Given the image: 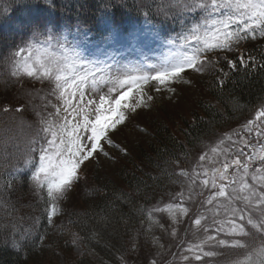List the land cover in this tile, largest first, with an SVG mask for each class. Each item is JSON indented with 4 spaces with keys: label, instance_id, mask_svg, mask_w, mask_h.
<instances>
[{
    "label": "snow or ice",
    "instance_id": "snow-or-ice-1",
    "mask_svg": "<svg viewBox=\"0 0 264 264\" xmlns=\"http://www.w3.org/2000/svg\"><path fill=\"white\" fill-rule=\"evenodd\" d=\"M47 2L55 7V0ZM161 14L180 18L184 31L178 34V39L183 44L161 64L150 65L148 71L143 67L123 65L117 70L118 74H112L96 67L95 62L82 58L79 46L81 43L86 44L87 35L69 47L67 38L54 35L51 29L44 33L34 31L31 40L23 41L22 45H17L16 50L7 55H0V64L10 65L11 77L16 78L0 80V84L5 87L9 83L23 85L26 78L48 82L46 90L21 89L22 95L29 98L23 110L31 106L36 115L35 122L28 125L33 131L24 145L23 159L33 169L31 181L34 191H46V198L41 196L45 204L44 211L40 216L30 217L34 225L40 224L41 217L48 225H52L59 201L66 190L72 187L73 181L78 179L77 172L81 166L100 154L109 157L106 145L119 147L111 138L113 130L124 124L126 111L135 112L146 103L141 82L154 80L159 85H166L187 69L206 72L213 66V61L209 60V54L213 52L218 57L215 63L226 62L230 71H238L241 65L247 71L249 64L254 68H264V64L258 63L251 55L247 60L243 55L236 60H229L228 55H220L235 54L242 41L264 37V0H168ZM189 14L199 16V21L194 20L190 26L185 24L183 17ZM126 38L132 37H125L116 29L104 37L106 42L112 43H120ZM37 40L41 43L34 42ZM53 48L57 51H53ZM216 71L222 73L223 78L216 76L215 79L224 85L230 79L229 72L223 68ZM100 85H110L106 94H100ZM89 88L97 94L95 97L86 96ZM133 89H136L133 98L136 102H126L125 97ZM41 91L44 92L40 97L41 103L32 104V99ZM156 91L159 92L160 88L157 87ZM49 97H55L57 103H53ZM148 99L151 100V97ZM50 108L54 111H49ZM242 127L248 138L233 129L232 132L213 137L212 143L203 145L195 155L186 146L181 153L165 148L164 153L176 157L171 161L173 167L169 174L177 178L172 183L179 184L180 188L161 195L150 208L140 207V213L147 219L145 234L151 233L155 226L162 233L175 237L176 226L183 222V218H187L190 225L194 223L197 230L202 229L206 234L199 244L186 250L194 256L195 261L208 264L204 258L216 257L221 253L204 251L205 245L219 248L228 245L231 239L232 249L238 250L235 254L242 255L244 259H229L221 264H264V105ZM226 144L229 147H225ZM245 147L249 151H244ZM230 155L233 158L229 160ZM221 156L224 160L220 167L213 169L210 178L201 180V176H209L205 162H215ZM230 169H234L231 174ZM197 186L199 191L196 190ZM11 188V181L0 188V207L15 210L14 203L5 198ZM114 196L123 203L131 200L127 193H114ZM165 213L171 221L168 227L160 222L161 214ZM0 227L6 230L8 226ZM12 227L15 230L16 226ZM59 227L63 228V225ZM210 231L214 234H209ZM32 234L31 230H25L22 235L30 237ZM222 234L228 239H218ZM38 239L43 242L44 236ZM79 239V234L73 233L71 243L75 244ZM152 244L158 251L153 253L149 249L148 254L155 258L147 264H158L161 255L159 250H164L165 245L155 235H152ZM137 247L134 238L127 252L119 257V264H128L129 257L137 251ZM181 258L185 264H192L189 255Z\"/></svg>",
    "mask_w": 264,
    "mask_h": 264
},
{
    "label": "trees",
    "instance_id": "trees-1",
    "mask_svg": "<svg viewBox=\"0 0 264 264\" xmlns=\"http://www.w3.org/2000/svg\"><path fill=\"white\" fill-rule=\"evenodd\" d=\"M167 5L168 0H55V7H51L47 0H0V55H7L23 41L31 40L34 31L54 29L65 34L67 27L72 29L70 38L82 41L87 35L86 44L81 45L100 43L113 29L125 36L149 28L161 37L172 38L184 29L180 18L161 14ZM198 18L192 14L183 17L187 25ZM220 55H228L229 60L240 55L247 60L251 55L264 64V37L242 41L235 54ZM217 58L216 52L210 53L213 66L206 72L189 73L193 81L186 85L191 94L181 111H174L163 102L159 105L160 116H150L151 121L134 119L133 129L139 139L124 144L126 151L113 156L115 161L110 168L106 169L104 160H98L93 161L94 168L88 174L81 171L69 190L70 194L80 187L78 197L72 205L66 206L65 202L61 206L60 216L52 225L43 217L36 225L30 219L40 216L45 204L41 200L43 195L34 191L32 168L23 159L29 137L17 111L22 112L26 102L14 94L22 84H0V188L11 181L12 188L5 198L15 205V210L0 207V226H8L6 230L0 227V264H119V257L127 252L134 238L138 247L128 262L147 264L153 257L148 254L149 249L157 251L145 234V216L139 209L150 208L161 195L180 188L172 183L177 178L169 174L171 161L176 157L164 153L165 148L181 153L186 146L195 155L205 142L246 117L255 116L264 105V68L249 64L247 71L242 65L238 71H230L226 62L216 64ZM218 68L229 72L230 79L224 85L215 79L223 78L216 71ZM11 71L10 65L0 64V80H15ZM39 82L26 78L24 84ZM130 119L131 116L125 121L129 123ZM114 193H127L131 200L118 201ZM25 230L33 234L23 236ZM73 233L81 237L75 244L71 243ZM41 235L43 242L38 239ZM76 245H81L82 253H75ZM209 250L221 255L204 258L208 264L243 257L237 256L238 250L232 246H212ZM192 264L201 262L194 259Z\"/></svg>",
    "mask_w": 264,
    "mask_h": 264
},
{
    "label": "rangeland",
    "instance_id": "rangeland-1",
    "mask_svg": "<svg viewBox=\"0 0 264 264\" xmlns=\"http://www.w3.org/2000/svg\"><path fill=\"white\" fill-rule=\"evenodd\" d=\"M200 17L197 19L199 21ZM191 22L189 26L192 24ZM52 33L57 36H63L62 33L55 31L54 29H51ZM184 30H182L180 33H177L172 36L171 41H176V43H169L160 40L159 38L153 36L149 32H140L138 34H132L128 37L132 38H126L120 43H106L101 48L97 49L95 52H91L90 50L82 52V58L90 61L95 62L96 67H99L101 69H105L106 71L112 73V74H118L117 70L121 68L123 65H130L131 67H143L144 70L148 71L149 66L153 64H161L165 58L169 57L170 55L176 53L179 49V47L183 44V41L178 39V34H182ZM44 33V32H42ZM80 40V39H79ZM68 43L73 42L72 39L67 38ZM37 44L41 43L40 40H37ZM71 47V45H68ZM53 51H57L56 48H53ZM107 66V67H106ZM194 70L188 69L185 72H183L180 77L175 78L173 80H170L166 85H159L157 81L150 80L147 83L141 82V87L143 88L144 95H145V101L146 103L142 105L140 108H138L135 112L132 111H126L125 115L127 117L131 116V121H125L124 124L118 125L116 130H113L111 138L113 142L116 145H119V147H111V151L109 149L106 150L109 151V157H104L102 154L96 156L94 159L90 158V161L85 162L84 165L81 166V168L77 172V177L81 173V169L84 167V172L89 173L94 168L93 161L98 160H104L106 162V169L110 168L112 166L113 161H115V158L113 156L116 155V153L123 152L125 150V145L128 144V142H133L139 138H137V134L133 129V126L136 124L134 119H137L139 121H151L152 119L150 116H160L161 109H159V105L161 103H165L166 106H172L171 108L174 109V111H181L182 106L184 102L190 97V90L187 85H190L192 83V77H189V73L193 72ZM193 72L192 74H194ZM191 74V75H192ZM97 75H100V73H97ZM183 75L185 78H182ZM33 79V78H29ZM47 83L39 82L38 84L33 83H25L23 85H20L16 90L14 91V94L19 95L22 97L24 102L27 104L28 97L22 95L21 89L23 87H27L29 90L32 89H47ZM187 84V85H186ZM108 87L110 85H100V94H106ZM157 87L160 88V91L157 92ZM168 89H174V91H169ZM44 95V92L41 91L38 96L32 99V104L39 105L41 103L40 97ZM91 95L95 97L97 94L95 92H92L91 88H89L86 91V96ZM136 96V89H133V91L129 94L128 97H125L126 102H132L135 103L136 101L133 99ZM148 97H151V100L148 99ZM49 99L52 100L53 103H57V100L55 97H49ZM62 103V102H61ZM24 105V107L26 106ZM174 104V105H173ZM150 107V108H149ZM148 110L150 112L146 113ZM49 111H54L53 109H49ZM18 117L23 121V129H26L27 136L30 137L32 134V129L28 126L30 123L35 122L36 115L32 111L31 106L27 107V110H23L20 112L17 111ZM134 116V117H133ZM254 118L253 116L246 117L243 119V122H239L238 124L228 128L227 130L219 133L215 137H219L220 134L224 132H232L233 129H236L237 131L244 134L245 138L247 137L246 130L243 129V125L247 123L248 120H251ZM234 139H237V137H234ZM255 142V141H253ZM212 143V140H209L205 142V144ZM204 144V145H205ZM242 146V141L241 145ZM202 147V146H201ZM225 147H229V145H225ZM244 151H249L246 147L244 148ZM233 158L231 155L228 157L230 160ZM224 160V157L221 156L216 159L215 162H205V167L208 169L209 176L204 177L201 176L200 179L204 178H210L212 175V171L214 168L220 167L221 162ZM92 166V168H90ZM110 166V167H109ZM258 166V165H255ZM198 171H201L200 169H197ZM33 169H31L32 174ZM113 171V169H111ZM177 171H179L177 169ZM234 171V169H230L229 173L231 174ZM77 180H74L72 183V186L76 183ZM251 182V181H249ZM90 182H88L89 184ZM87 184V185H88ZM72 188V187H71ZM67 189L64 197L59 201L58 204V210L57 215L54 216L52 219H56L60 216V209L61 206L65 203L66 206L72 205V203L76 200L78 197V191L79 188L75 191V189L69 194V190ZM176 190H179L177 188ZM175 190V191H176ZM197 191H199V187L196 188ZM172 192V191H170ZM43 197L46 198V191L40 192ZM187 195V192H186ZM205 195H207V191H205ZM49 210H50V204H49ZM160 222L165 224V227H168L171 221L168 219L167 214H161ZM203 223V222H202ZM145 226H147V219L145 217ZM250 229L251 226H248ZM176 232L177 235L175 237L169 236L166 232L162 233L161 230L158 227H153V231L151 233H147L146 236L148 239L152 240V235H155L157 237H160L161 243L165 245L164 250H159L161 252V255L159 257L158 264H185V261L181 258L183 255H189L190 260H194V256L187 252L186 250L190 246H194L200 243L202 239H205L206 234L201 230H197V227L192 223L190 225V222L187 218H183V222L176 226ZM146 233V229H145ZM209 234H214V232H211ZM145 236V237H146ZM237 239H242L241 237H236ZM218 239H228V237H225L223 234L218 237ZM243 240V239H242ZM5 244V242H3ZM152 243V241H151ZM154 246V245H153ZM226 246H232L231 245V239H229V244ZM155 247V246H154ZM212 246L205 245L204 251H208L209 248ZM225 247V246H220ZM156 248V247H155ZM83 249L81 245H76L75 247V253L79 254L82 253ZM156 251L158 249L156 248ZM155 257H152L153 259ZM150 259V260H151ZM240 260H243L244 257L239 258ZM128 264H137V263H130ZM139 264V263H138Z\"/></svg>",
    "mask_w": 264,
    "mask_h": 264
}]
</instances>
